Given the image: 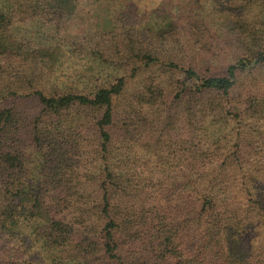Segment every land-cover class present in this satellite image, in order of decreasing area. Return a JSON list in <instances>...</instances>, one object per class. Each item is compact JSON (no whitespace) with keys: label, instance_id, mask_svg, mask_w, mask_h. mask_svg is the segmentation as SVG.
<instances>
[{"label":"trees","instance_id":"16d2710c","mask_svg":"<svg viewBox=\"0 0 264 264\" xmlns=\"http://www.w3.org/2000/svg\"><path fill=\"white\" fill-rule=\"evenodd\" d=\"M79 2L0 0V264H264V0H209L192 45L125 12L72 35ZM64 49L112 72L60 85Z\"/></svg>","mask_w":264,"mask_h":264},{"label":"rangeland","instance_id":"374dc122","mask_svg":"<svg viewBox=\"0 0 264 264\" xmlns=\"http://www.w3.org/2000/svg\"><path fill=\"white\" fill-rule=\"evenodd\" d=\"M242 8L251 17L264 20V5L245 3ZM121 12L137 18L140 25L149 24L151 27L171 20L175 22L172 26L181 27V31L190 38L191 45V39L195 36L208 38L209 35H223L228 21L227 17L216 11L214 3L210 4L209 0H80L75 14L68 21L67 32L72 35H86L102 30L109 27L112 18ZM111 72V68L106 65L72 55L64 49L56 64L55 78L60 85H81L90 76H104ZM261 74L264 75V72ZM142 80L143 77H138L130 81L128 90H132ZM220 129L213 131L212 136L222 133L224 129ZM24 232L32 239L29 235L30 228L26 227ZM32 242L33 246L23 254L21 264H54L43 250L41 241Z\"/></svg>","mask_w":264,"mask_h":264}]
</instances>
